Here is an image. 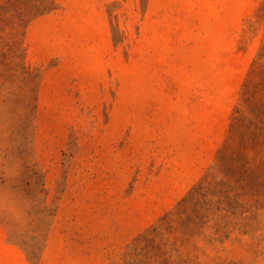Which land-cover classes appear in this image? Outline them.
I'll list each match as a JSON object with an SVG mask.
<instances>
[{
	"label": "rangeland",
	"instance_id": "obj_1",
	"mask_svg": "<svg viewBox=\"0 0 264 264\" xmlns=\"http://www.w3.org/2000/svg\"><path fill=\"white\" fill-rule=\"evenodd\" d=\"M0 264H264V0H0Z\"/></svg>",
	"mask_w": 264,
	"mask_h": 264
}]
</instances>
